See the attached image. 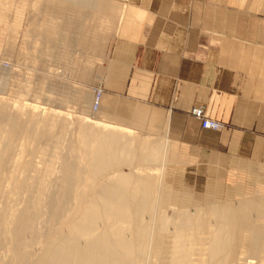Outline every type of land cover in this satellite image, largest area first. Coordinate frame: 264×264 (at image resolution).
I'll list each match as a JSON object with an SVG mask.
<instances>
[{
    "label": "rangeland",
    "instance_id": "rangeland-1",
    "mask_svg": "<svg viewBox=\"0 0 264 264\" xmlns=\"http://www.w3.org/2000/svg\"><path fill=\"white\" fill-rule=\"evenodd\" d=\"M76 2L0 0V145L3 146L5 132L11 126L15 130L11 142L16 150L13 155L15 168H11L15 169L17 175L13 173L19 181L26 175L27 162H34L39 168L44 166L41 155L48 148L55 149L51 158L55 167L53 180L60 182L63 156L77 169L76 197L65 214L54 212L45 217L40 228L43 238L36 244L34 256L44 254L51 243H58L67 235L69 225L83 216L85 207L101 191L103 184L114 181L121 174H132L154 176L157 211L170 219L165 229L159 227L158 219L153 221L156 226L143 263L170 264L173 254L181 247L178 254L182 264H214L215 260L208 259L209 241L214 232L229 230V222L227 217L214 216L211 209L225 211L245 205L244 209L248 210V205L253 204L249 220L252 224L259 223V228L253 227L259 233L254 235L255 248L251 252L254 257L249 259L251 264H264V218L254 214L261 215L257 202L242 199L257 196L255 190L249 189V179L239 175L228 177L220 164L194 161L191 155L182 154L184 148L180 144L169 140L161 124L155 127L153 120L145 121L144 116L138 114L140 106H126L121 101L109 99V34L114 24L109 17L107 0ZM97 88L102 89L103 96L100 107L93 108ZM89 119L132 130L130 136L124 137L130 141L129 145L124 141L126 147H132H129L130 154L124 155L121 163L111 167L105 164L100 173L94 169L95 151L109 131H103L104 127ZM54 123L59 133L56 144L48 136ZM171 145L179 154L186 155V159L176 157L173 160ZM162 155L166 156L161 158ZM13 187L11 184L8 201L21 207L26 197ZM51 187L45 194L48 200L54 195L60 196L58 188L54 184ZM3 205L0 201V208ZM187 215L191 216L193 225H180ZM234 225L235 229L240 228L238 222ZM238 231L236 242L248 245L249 240ZM135 235L137 233L131 230L126 233L132 238ZM9 256L3 253V260L7 261Z\"/></svg>",
    "mask_w": 264,
    "mask_h": 264
},
{
    "label": "crops",
    "instance_id": "crops-1",
    "mask_svg": "<svg viewBox=\"0 0 264 264\" xmlns=\"http://www.w3.org/2000/svg\"><path fill=\"white\" fill-rule=\"evenodd\" d=\"M106 4L109 99L140 106L194 161L246 176L257 196L242 199L257 202L254 214L264 218V0ZM199 105L224 127L203 128L191 113ZM171 153L187 157L172 145Z\"/></svg>",
    "mask_w": 264,
    "mask_h": 264
},
{
    "label": "bare ground",
    "instance_id": "bare-ground-1",
    "mask_svg": "<svg viewBox=\"0 0 264 264\" xmlns=\"http://www.w3.org/2000/svg\"><path fill=\"white\" fill-rule=\"evenodd\" d=\"M95 103L96 98L92 104L93 108L100 107L101 102L97 107H95ZM198 107L204 106L199 105ZM191 113L193 114V108L191 109ZM209 117L211 116L209 115ZM89 120L94 124L104 127L105 130L103 131H109V134H106L107 137L101 140L99 149L95 151L96 157L94 163L96 165L94 169L96 173H100L106 167L105 164H109V167H111V165L117 162H123V156L130 154V148L132 147H126L124 141H128V139L124 140V137L130 134L132 130L122 125L117 126L114 123L104 124L94 119ZM50 131L51 133L48 134L50 140L54 143L57 142L59 137L58 125L55 123L51 125ZM13 133L15 134V130L9 126V129L5 132L6 138L4 144L3 146L0 145V201L4 203L3 207L0 208V264L147 263H143V259L146 254L145 251L153 238L152 230L155 225L153 221L157 222L156 219H158L159 227L165 229L170 219L157 211L155 197L158 191L152 179L154 176L137 177L132 174H121L114 181L103 184L101 191L85 207L83 216L78 220H73L69 225L67 235L60 242L51 243L49 245L51 248L44 254L35 257L34 249L38 245V241L43 238L40 228L45 221V217L54 212L65 214L76 197L77 169L70 159L67 158L68 160H66V156H63L60 182H57V179L53 180L52 175L55 167L53 166L54 161L53 163L51 162V158L55 149L50 150L48 148L42 151L41 155L44 166L39 168L34 162H27L24 166L25 170L23 169L26 175L23 180L19 181L16 178L17 176H15L17 175L14 171L15 169L11 168L14 167L13 155L14 151H16L14 150V143L11 142ZM129 144L130 141H128ZM164 148L168 149L167 145H164ZM166 152L168 150L164 154ZM164 156L162 155L161 158ZM11 184H14L13 188L26 197H24V204L21 207H18L19 205L15 207L16 204L13 206L8 201ZM53 184L58 188L60 196L54 195L48 200L45 198L46 190L51 189V185ZM159 205H161L160 202ZM244 206L240 209L229 207L225 211H222L223 208L219 209L215 207L211 209L214 216L227 217L229 222L227 226L229 230L216 229L218 231L213 233V237L209 241V247L207 246L208 259L215 260L214 264L253 263L249 259L254 257V255L251 256V252L255 248L254 235L257 231L253 227L256 225L259 228V223L252 224L251 220H249L254 205L249 204L248 210L244 209ZM237 222L240 225L239 229L234 228V224ZM181 224H183L182 226L193 225L191 216L187 215L185 221H182ZM258 228L256 229L261 230V228ZM109 230L113 233L111 234ZM129 230L135 231L137 235L133 238L126 236ZM238 230L243 232L244 238H247L250 244L244 245L236 242ZM258 247L256 245L257 249ZM180 250L182 251L181 247L177 248L176 254H173L170 260V264H182L181 255L178 254ZM5 252L10 254L7 261L3 260L2 257ZM200 259L202 260V258ZM193 263L197 264L196 262Z\"/></svg>",
    "mask_w": 264,
    "mask_h": 264
},
{
    "label": "built area",
    "instance_id": "built-area-1",
    "mask_svg": "<svg viewBox=\"0 0 264 264\" xmlns=\"http://www.w3.org/2000/svg\"><path fill=\"white\" fill-rule=\"evenodd\" d=\"M96 103L95 107L100 103L102 97V89L97 88L96 90ZM193 114L201 120L202 126L204 128H212L216 130H220L223 128V123L217 119L209 117L207 110L204 107H193Z\"/></svg>",
    "mask_w": 264,
    "mask_h": 264
}]
</instances>
